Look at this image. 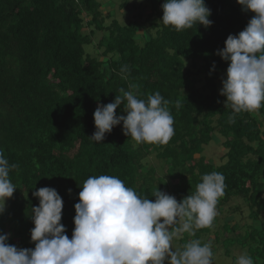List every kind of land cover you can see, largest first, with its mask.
I'll return each instance as SVG.
<instances>
[{
	"label": "trees",
	"instance_id": "1",
	"mask_svg": "<svg viewBox=\"0 0 264 264\" xmlns=\"http://www.w3.org/2000/svg\"><path fill=\"white\" fill-rule=\"evenodd\" d=\"M163 2L0 0V151L17 165L9 173L16 190L0 214V234H10L9 244L35 247L30 210L39 203L32 193L42 187L61 196V223L71 239L80 187L99 175L120 178L141 198L154 201L157 188L180 202L204 174L216 171L226 185L217 214L230 200L242 199L249 219L258 222L264 209V106L229 122L232 110L219 95L228 63L216 54L253 13L236 0H204L212 25L178 32L161 22ZM114 6L133 19H115ZM121 88L142 99L159 92L170 101L175 131L166 145H137L123 135L122 124L101 143L88 139L96 130L97 104L114 102ZM123 108L116 115H126ZM213 138L224 152L218 166L202 155ZM217 221L216 215L212 226ZM210 228L183 234L180 248L187 238H206ZM247 231L241 240L250 241L256 263L264 264V223ZM212 235L215 243L219 236Z\"/></svg>",
	"mask_w": 264,
	"mask_h": 264
},
{
	"label": "clouds",
	"instance_id": "2",
	"mask_svg": "<svg viewBox=\"0 0 264 264\" xmlns=\"http://www.w3.org/2000/svg\"><path fill=\"white\" fill-rule=\"evenodd\" d=\"M236 3L253 16L239 34H230L216 53L228 63L219 95L225 97L224 107L232 110L230 123H235L237 114L254 113L264 106V0ZM161 11V22L178 32L197 24L206 29L212 25L211 10L204 0H164ZM121 74L127 79V66L121 67ZM119 91L122 95L115 96L114 102L97 104L93 113L96 130L88 139L101 143L122 124L123 135L137 145H166L175 131L170 101L159 92L142 99L137 92ZM121 104L126 115L118 116L116 109ZM175 106L179 109L180 101ZM16 167L0 151V214L16 190L9 177ZM225 187L223 174L213 171L204 174L195 192L180 202L157 188L153 201L141 198L116 176H89L74 205L71 239L61 223V196L54 188L42 187L32 193L39 203L30 210L34 225L30 238L35 247L18 248L7 242L10 234H0V264H165L166 260L167 264H212L210 244L191 239L182 248H174L173 241L212 226ZM235 264L254 262L241 254Z\"/></svg>",
	"mask_w": 264,
	"mask_h": 264
},
{
	"label": "rangeland",
	"instance_id": "3",
	"mask_svg": "<svg viewBox=\"0 0 264 264\" xmlns=\"http://www.w3.org/2000/svg\"><path fill=\"white\" fill-rule=\"evenodd\" d=\"M99 1L104 3L107 0ZM107 11L108 9L106 8L105 12ZM102 13L105 14L104 12ZM113 14L115 19L121 21V23L124 24L133 19V13H129L128 16H126V13L119 11L116 6H114ZM219 142V139L213 138V141L210 143V145L204 148L202 153L205 160L211 164H214L215 166H218L222 163L220 158L224 155L223 150L218 145ZM194 159L197 160L198 156H195ZM152 164L156 169L160 167L158 162L152 161ZM240 200L241 201L232 199L226 205L220 208L221 211L218 210V221L210 228L212 233H215L217 236H219L218 241L216 240L215 243H212L214 239L212 233L208 236L206 235V238L204 237L200 239L203 244L208 243L211 245L212 249L215 248L212 258L213 264H235V260L241 254H247L253 259L254 264H257V261H255L256 259H254L256 252H253V250L250 251V241L248 240L243 242V240H245V236L248 234V228H257L260 221L264 223V209L260 211L259 218L257 220L258 222H252L248 217L249 209L247 205L243 203L244 201L242 199ZM6 202L7 201H5V205ZM234 208H236V211L234 210L235 212L233 211ZM224 225H227V228H224ZM185 237L186 236H181L180 238L184 239ZM241 237H244L243 240H241ZM179 239H174V248H180L178 243ZM189 240V238L185 239L184 243H187ZM209 241L211 243H209ZM165 264H167V260L165 261Z\"/></svg>",
	"mask_w": 264,
	"mask_h": 264
},
{
	"label": "crops",
	"instance_id": "4",
	"mask_svg": "<svg viewBox=\"0 0 264 264\" xmlns=\"http://www.w3.org/2000/svg\"><path fill=\"white\" fill-rule=\"evenodd\" d=\"M212 251H213V253L215 252V248L214 249H212ZM214 255V254H213ZM213 264V263H212Z\"/></svg>",
	"mask_w": 264,
	"mask_h": 264
},
{
	"label": "bare ground",
	"instance_id": "5",
	"mask_svg": "<svg viewBox=\"0 0 264 264\" xmlns=\"http://www.w3.org/2000/svg\"><path fill=\"white\" fill-rule=\"evenodd\" d=\"M125 64V63H124ZM126 65V64H125ZM121 70V69H120Z\"/></svg>",
	"mask_w": 264,
	"mask_h": 264
}]
</instances>
